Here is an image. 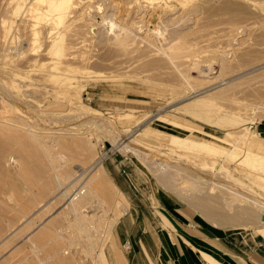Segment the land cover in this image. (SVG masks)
<instances>
[{
    "label": "rangeland",
    "instance_id": "rangeland-1",
    "mask_svg": "<svg viewBox=\"0 0 264 264\" xmlns=\"http://www.w3.org/2000/svg\"><path fill=\"white\" fill-rule=\"evenodd\" d=\"M19 2L0 0V134L9 132L36 142L26 143L27 149L20 152L16 144L0 135V146H7L0 154V264H94L101 247L110 264L108 253L119 248L116 227L123 214L116 215L128 208L126 197L113 191L114 202L99 198L101 206L108 210L106 214L98 212L100 205L97 197L93 198L95 203L83 209L84 213L98 212L96 231L80 232L72 227L74 217L61 210L71 192L65 196L67 200L59 194L75 177L77 168L89 167L95 156L101 158L107 186L109 181L114 184L112 178L119 175L139 197L143 185L170 191L136 155L116 146L122 136L130 137L148 157L163 161L170 172L179 171L183 176L179 182L186 188L192 187V180L203 177L264 199V185L244 177L253 169L252 164L237 165L242 156L230 161L221 154L214 156L213 151L202 148L204 144L199 147L204 141L203 132L219 137L229 134L233 144L247 128L264 140V0H184L181 4L175 0H118L113 6L109 0H76L64 37L63 54L70 72L59 75V79L45 78L50 73V60L44 55V38L36 55L16 56L27 47L29 39L21 13L12 14ZM97 4H102V12L90 8ZM87 15L98 22L102 15L109 19L90 31L88 24L93 22ZM112 22L116 26L114 33L119 28L134 33L137 22L144 26L142 33H135V37L119 45L110 32ZM29 58L37 59L36 70L25 76V70L30 69ZM41 71L45 72L41 75ZM220 71L221 79L230 81L228 87L218 81ZM209 88H214L209 106L193 113L190 107L194 103H188L189 98ZM216 113L221 116L216 117ZM226 118L233 119V124L226 125ZM171 136L199 145H171ZM56 140L64 141V148L55 144ZM78 141L85 145L80 146ZM210 141L224 151L232 145L230 141ZM235 144L243 147L238 141ZM41 148L57 156L53 169H48ZM23 163L32 173V195L24 194L23 184L15 180ZM263 163H259L258 170H251L253 174L264 176ZM220 165L228 167L229 174L247 189L237 188L240 183L227 179ZM65 169L72 176L58 187L55 177ZM11 190L18 195H10ZM28 197L35 198V202L31 201L27 211L19 212L17 200L25 202ZM175 197L183 203L192 222L219 228L202 219L180 196ZM47 201L48 207L32 216ZM58 213L60 216H56ZM163 219L169 226L168 218ZM51 220L57 227L55 235L36 246L30 243L29 235L44 224L48 226ZM260 228L256 223L233 231L264 235Z\"/></svg>",
    "mask_w": 264,
    "mask_h": 264
},
{
    "label": "bare ground",
    "instance_id": "bare-ground-1",
    "mask_svg": "<svg viewBox=\"0 0 264 264\" xmlns=\"http://www.w3.org/2000/svg\"><path fill=\"white\" fill-rule=\"evenodd\" d=\"M74 1L76 2V0H20V2L18 4L16 3L17 5H16L14 11H12V14L14 16H17L18 13H21V16H23V21H22L23 28L28 30V33H29V39H27L28 42H26L27 47L25 49L19 51L16 54V56H18V58H25L26 56L36 55L37 54V48L41 45L42 38L47 40V42H46L47 44H46L43 51H44V55L50 60L49 61L50 73H47L45 75V78L59 79V75H64L67 72H70V66H69L68 61L66 59V56L63 54V52H64V37H65L67 31L69 30V24H70V23L69 24H67V23L71 22L69 20H70L71 14H72L71 9H72V5H74L73 4ZM102 1L103 0H101V2ZM109 1H110V4L112 6H113V4H118V0H109ZM175 1L178 4H181L182 2H184V0H175ZM101 5L97 4L95 7H90V8H92L94 11L99 13V12H102L101 11ZM87 16H90V15H87ZM100 19L101 20L98 22L95 20L94 17L90 16V18L88 20L93 22V23L88 24L90 31H93L94 26H102L105 23L106 19H109V18H107L106 15H102V16H100ZM236 22H237V20H236ZM6 23H8V22H6ZM11 23L13 25V22H10V24ZM2 24L4 26H6L4 23H2ZM142 26H144V25L140 24V22H137V29L134 30V33L129 31L126 28H119L117 33H114V28L116 26L112 22L110 32H113V39H114V42L116 44L124 45L125 42L128 40V38L136 36L135 33H142ZM7 28L9 29V27H6V29ZM6 32H8V31H6ZM4 38H5V40L7 39L6 37H4ZM139 39H143V38H139ZM233 40H232V42H233ZM66 49H67V47H66ZM36 62H37V59H35V58L27 59V63H31V64H29L30 69L27 68L25 70V72H24L25 76L26 75L29 76V74H30L29 72L35 73L36 69H34V67H35L34 65L36 64ZM74 69H75V67H74ZM43 72H45V71H43ZM43 72L41 71V75L43 74ZM19 74H20V72H19ZM15 76L18 77L20 75H15ZM221 77H222V75H221V71H220V74L217 77L219 79L218 81L222 82V85H226L227 87L229 85H231L230 81L224 82V80L221 79ZM215 83L216 82L214 81L213 84H215ZM70 86L71 85L69 83L66 84L67 89H70ZM214 88L202 90V91L196 93L193 97L189 98L190 102H188V103H194L190 107L191 110L194 111L193 113H199V112H201V110L203 108L209 106L208 104H210V102H211L210 101L211 100L210 95L213 93L211 91ZM212 101H213V99H212ZM223 115H224V113H223ZM215 116L219 117V116H221V113L220 114L216 113ZM211 118H213V117H211ZM208 119H210V117H208ZM224 122L227 125V123L233 124L234 121L231 118H226ZM184 126H186V125H184ZM190 130H192V129H189L188 131H190ZM232 134H234V133H232ZM0 135L3 138L11 140L13 144H16V146L18 147L20 152H24L25 149H27V146L25 145L26 143L30 142L31 144H33L36 142L34 139H31L30 137H27V138L26 137H24V138L18 137L15 134H12L9 132L1 133ZM201 136L204 137L203 139L205 142L202 141L200 145L196 142H195L196 144L192 143V141L188 142L187 140L176 137V136H171L169 139L171 140V142H170L171 145L176 144V145H179L180 147L192 146V144H193V146L197 145V147H198V145H199V147H200L202 144H204V147L202 146V148H208L209 150L213 151V153H211V154H213V155L215 153H216V155L221 154V155H223V159H226V160L228 159L230 161L233 160L235 157L237 158L238 156H242L241 157L242 160L240 162H238L237 165H239V164L243 165L244 164L245 166H247L246 164L250 163V164H252L250 166H253V169H251L253 171L255 169L258 170L260 168L259 163H262L264 161V140L258 138V136L256 134L250 132L247 128H244L241 132V135L236 137V140L238 142H240V144L243 145V147H238V145L235 144V142H237V141H235L232 144L231 141L228 140V137L231 136L229 134L228 135L226 134L224 137H219V136H215V135L203 132V133H201ZM125 137L126 136H122L120 138L119 142H116V146L119 147L120 150H124L126 152H132L134 155H136L144 164H146V166L153 172V174L157 177L158 181L165 188L172 191L173 194L175 193V195L180 196L183 199L182 201L186 202V204L189 207H191L206 222L211 223L213 225H217L219 228H222L225 230L226 229H232L233 230V229H239V228L253 227L256 223L257 224L259 223L261 225L260 229L264 230V199L259 198V196H257V195H249V193H248V195L240 193L237 190L231 188L229 185H226V183L222 184V183H218L212 179L211 180L207 179V178L203 179L202 176H201L202 178H198L194 182H193V180H192V182L188 181L189 184L191 183V186H192V187L187 186L189 188L188 189V188L182 186L181 183L179 182V180L183 179L182 178L183 176L178 174L179 171L173 169L170 172V170H168V168H167L168 166L166 168H164L163 161H161L160 159L148 157L147 154H145V152L137 149L134 146V144L132 142L133 140H131L130 137H127V138H125ZM232 137H233V135H232ZM23 139H25V140H23ZM210 140H214L216 142H228V141H230L229 143H231L232 145L230 146V148L225 149V151H224L222 149V147L218 148V146L215 145ZM54 142L59 147L64 148V141L56 140ZM9 144H11V142H9ZM36 144H37V146L42 147V145L39 142H37ZM78 144L80 146L85 145V143L80 142V141H78ZM5 146H6L5 144L0 146V154H1L2 150L5 148ZM185 148H188V147H185ZM41 149H42L41 150L42 155L47 159L46 163H48V169H49V167H50V169H53L55 162H56L55 160H57L56 159L57 156L55 154L50 153L48 150H46L44 148H41ZM208 154H210V153H208ZM40 158H42V157H40ZM212 160H214L213 157H212ZM201 164H202V162H201ZM208 165H210V164H208ZM211 165H214V164H211ZM263 165H264V163H263ZM263 165H262V167H263ZM201 166H203V165H201ZM260 166H261V164H260ZM227 168H224L222 165H220V170L226 171V172L225 171L223 172L225 174V177L226 178L229 177L230 180L232 179L233 181H236V182L238 181V183H240L238 185L239 187L236 185L238 183H236V182L233 183L235 186H237V188H240V187L246 188L244 183H242L240 180L235 178V176H232L231 174H229V169H227ZM251 170H248V174H245L244 177L247 178V180L250 181L251 183H255V184L260 185L262 187V185H264V176L262 177L261 173L260 174L259 173L253 174V172ZM104 174H105V171L103 170V166L101 164V158L99 156H95L93 162L90 164L89 167H87V168L78 167L77 168V170L75 172V177L71 181L69 180L68 184L63 188L64 192L61 191L62 193L59 194L61 196L60 198H62V197L65 198V196H67V193L71 192L69 197L68 198L66 197L68 199V201L63 206V208H61V210H64L65 214H71L74 217V219L72 220V222H73L72 227L74 226V227L79 228L78 231L81 230L80 232L89 231V230L96 231V229H95L96 228V219H95L96 215H98V212H102V213L106 214V211H108L105 209L104 206H101L100 199L102 201H107V202L113 201V197H114L113 191L119 192V190L116 188V186L112 182L109 181L108 186L105 184ZM5 176H6V173H5ZM71 176H72V174L67 169H65L60 175H56L55 179H56V183H57L58 187L62 186L64 184L65 180L68 181L67 179H69ZM16 177H17V179L15 178V180L20 181L23 184V187L25 188L24 194H28V195L31 194L29 186H30V183L32 182V173H31V171L28 170V168L26 167V165H24V163L20 167L19 172L16 174ZM7 178L8 177L6 176V180H7ZM9 180H11V179H8V182H10ZM12 181L14 182L13 179H12ZM197 183H200L201 185H207V187L206 186H205L206 188L202 187V186H200V184L197 185ZM13 186H14V184H13ZM10 187H12V186H10ZM41 187H44V186H41ZM190 188H192V189H190ZM217 192H219V194H220L219 197L217 196L218 194H216ZM13 193H15V192H13ZM13 193L11 190L10 195H12ZM15 195H18V192L15 193ZM29 197L25 202L17 200L16 205H18L17 207H19V209H20V210H18L19 212H21V211L23 212V210L25 211L29 205H32L33 203L31 204V201L35 202V198H34V200L33 199L29 200ZM95 197H97V205H100V206H98L100 210L97 213H91V214H89L88 212L84 213L83 208L86 205L91 206L93 203H95L92 201L93 198H95ZM116 200H117V198L115 199V201ZM50 201H47L46 203L40 205L39 209L36 210V212L34 214H32V216L33 215L36 216V213L38 211L40 212V210L44 209L45 207H48ZM28 209H29V207H28ZM123 213H124V210L122 209L119 212V214L116 215V218L119 217V215L121 216ZM56 216H60L59 213ZM44 225H42V227H40L38 229V231L30 234L28 237L29 242L34 244L35 246L37 244L43 243L44 239H46V237H48L49 235H53V234L55 235V233H53V232L57 231V227L55 226V222L53 220H51V222L49 223L48 226L47 225L44 226ZM97 228H99V227H97ZM101 229H102V227L100 228V230ZM105 236H106V234H105ZM97 252L98 253L96 255V262L95 263L96 264H108L106 256L103 252V248L101 247ZM203 257L208 264H219L217 261H215L209 255H206L203 253ZM69 263H67V264H69Z\"/></svg>",
    "mask_w": 264,
    "mask_h": 264
},
{
    "label": "crops",
    "instance_id": "crops-1",
    "mask_svg": "<svg viewBox=\"0 0 264 264\" xmlns=\"http://www.w3.org/2000/svg\"><path fill=\"white\" fill-rule=\"evenodd\" d=\"M112 181L128 208L117 223L119 248L108 253L110 264H204L203 253L219 264H264L263 234L192 222L170 191L143 185L139 197L123 177L116 175Z\"/></svg>",
    "mask_w": 264,
    "mask_h": 264
},
{
    "label": "built area",
    "instance_id": "built-area-1",
    "mask_svg": "<svg viewBox=\"0 0 264 264\" xmlns=\"http://www.w3.org/2000/svg\"><path fill=\"white\" fill-rule=\"evenodd\" d=\"M204 264H208L207 262H204Z\"/></svg>",
    "mask_w": 264,
    "mask_h": 264
}]
</instances>
